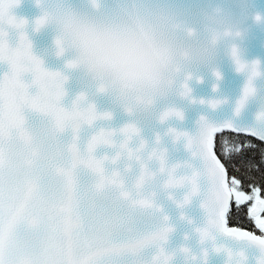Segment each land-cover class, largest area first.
<instances>
[{
	"label": "snow or ice",
	"instance_id": "6c2138e0",
	"mask_svg": "<svg viewBox=\"0 0 264 264\" xmlns=\"http://www.w3.org/2000/svg\"><path fill=\"white\" fill-rule=\"evenodd\" d=\"M20 3L0 0V62L9 65L0 76V264H171L174 254L164 245L174 229L164 214L159 193L166 192L172 199V190L190 185L183 199L175 201L183 208L200 191L201 176L209 183L202 202L208 222L195 229L201 244L211 242L214 252L226 253V264H248L243 247L234 250L226 243H217V235H222L257 248L262 254L260 264H264V235L228 226L233 198L236 205L254 201L248 212L264 233L261 190L254 187L247 195L239 190L237 179L229 183L225 165L214 151L217 133L226 129L241 132L230 122L215 125L201 116L195 135L169 126L163 132L155 131L149 140L129 109L134 119L118 128L100 126L82 137L85 126L94 129L98 121L110 122L113 113L98 110L84 93L75 97L71 107L61 103L68 77L44 67L43 60L33 53L32 42L24 31L27 19L12 12ZM48 19L47 12L38 16L35 30L39 31ZM161 19L167 21L168 17ZM9 28L19 33L14 46L8 39ZM239 35L230 30L214 32L212 43ZM118 55L135 59L132 48ZM230 55L236 70L248 74L236 101L235 112L239 114L256 93L254 80L262 71L258 60H242L235 44ZM73 66L68 62L67 67ZM26 73H31V81H25ZM214 75L221 78L218 70ZM189 79L191 73L178 85V94L195 102ZM32 86L35 92L29 91ZM166 97L165 93L147 101L154 112V124L163 126L172 119L184 118L183 111ZM199 102L215 109L224 101ZM256 121L260 127L243 133L264 140V108L256 114ZM166 137L173 144L183 143L192 157L201 161L202 169L197 170L187 161L171 162ZM101 146L114 149V154L97 155ZM181 168L192 171L178 174ZM150 249L155 251L148 255ZM180 250L191 253L187 246ZM207 257L205 248L203 264Z\"/></svg>",
	"mask_w": 264,
	"mask_h": 264
},
{
	"label": "water",
	"instance_id": "95a60500",
	"mask_svg": "<svg viewBox=\"0 0 264 264\" xmlns=\"http://www.w3.org/2000/svg\"><path fill=\"white\" fill-rule=\"evenodd\" d=\"M71 2L75 6L80 7L82 6L83 0H71ZM107 2L109 0H106ZM159 2L182 12L197 27L201 25V13L203 10H210L212 7L220 5L229 11L234 19L239 21L242 31L234 40L231 37L226 38L218 46L217 55L213 63L221 73V78L217 79L208 65H200L196 69V75L188 80V84L192 89L191 97L195 98V102L192 99L180 97L175 94L170 98V102L183 111L184 118L182 120L172 119L163 126L145 119L141 122L143 136L152 140L155 131L163 132L169 126L175 127L178 130L187 131L190 134H195L199 130L198 122L201 116H203L215 125H223L230 122L242 134L252 136L264 142L258 136L243 133L253 127H260L256 121V114L264 108V19H254V14L257 13L261 17H264V0H244L243 3L242 0H159ZM12 12L17 17L27 19L28 23L24 31L32 42L33 53L43 60L44 67L50 70L62 71L69 77L64 85L66 95L61 101L65 107H71L72 101L83 91L97 105L98 110L112 111L113 119L110 122L98 121L94 129H88L85 126L82 131V137L90 135L92 131L98 130L100 126L118 128L130 119H134V117L129 116L115 105L110 96L97 93L94 85L91 84L89 79L79 69L66 68L65 61L69 58V54H65L63 57H57L54 54V26L48 25L42 27L39 31L35 30L34 21L41 14V10L35 0H21V3L15 6ZM8 32L9 42L14 46L19 39L18 30L9 28ZM229 44H235L238 47L242 60L247 62L258 60L262 71V75L256 77L254 80L256 93L249 97L239 114L235 112L236 101L242 94L248 74L236 70L235 62L227 50ZM8 70L9 65L6 62H0V76ZM198 77L200 79H197ZM24 79L25 81H31V73H26ZM214 85L216 86L215 89ZM29 91L35 92V86H32ZM201 99L205 101L209 99H220L224 102L213 109L207 103H200L199 101ZM165 146L169 149V159L171 162L183 163L187 161L197 170L202 169L201 161L198 158L192 157L183 143L173 144L171 138L166 137ZM114 151L112 148L101 146L97 149L96 154L103 155L107 152L109 155H113ZM191 171V168H181L178 169V174H185V172L190 174ZM199 184L200 191L183 208L178 207L175 201L183 199L190 185L185 184L172 190V199L168 197L166 192L159 193V202L164 209V214L169 217L168 223L174 229L169 234L168 241L164 245L166 251L174 254L171 264H203V250L205 248L208 249L206 264H226L228 259L226 253L214 252L211 247V242L201 244L199 234L195 231L197 227H204L208 222L207 212L202 207V202L209 187L207 178L201 176ZM228 226L248 231L237 226ZM252 233L259 235L254 232ZM217 243H226L233 247L234 250L243 247L248 255V264H255L254 257L259 254V250L254 246L232 241L230 238L222 235H217ZM182 246H187L191 250V253L186 254L182 252L180 250ZM154 251L155 249H150L147 254L151 255Z\"/></svg>",
	"mask_w": 264,
	"mask_h": 264
},
{
	"label": "clouds",
	"instance_id": "9594fccd",
	"mask_svg": "<svg viewBox=\"0 0 264 264\" xmlns=\"http://www.w3.org/2000/svg\"><path fill=\"white\" fill-rule=\"evenodd\" d=\"M37 6L39 16L45 12L49 16L42 27L54 26V54H69L66 68L79 69L97 93L110 96L128 115L131 109L139 122L153 118L147 101L165 93L168 102L174 94L179 96L178 85L188 73L191 78L196 75L198 66L217 70L213 61L218 46L229 37L213 44L214 32L242 31L239 21L220 5L202 11L200 27L159 0H83L80 7L71 0H40ZM257 16L264 19L258 13L254 19ZM162 17H168L167 21ZM231 46H227L229 53ZM126 48L134 50L135 59L118 55ZM70 61L71 68L67 67ZM80 93L92 102L87 93ZM261 257L259 251L255 264H260Z\"/></svg>",
	"mask_w": 264,
	"mask_h": 264
},
{
	"label": "trees",
	"instance_id": "16d2710c",
	"mask_svg": "<svg viewBox=\"0 0 264 264\" xmlns=\"http://www.w3.org/2000/svg\"><path fill=\"white\" fill-rule=\"evenodd\" d=\"M214 151L225 165L229 183L237 179L239 190L251 195L254 187L260 188V194L264 196V142L246 134L224 130L216 134ZM248 222L245 203L236 205L232 200L228 225L258 231L257 228H249Z\"/></svg>",
	"mask_w": 264,
	"mask_h": 264
},
{
	"label": "flooded vegetation",
	"instance_id": "af4514ba",
	"mask_svg": "<svg viewBox=\"0 0 264 264\" xmlns=\"http://www.w3.org/2000/svg\"><path fill=\"white\" fill-rule=\"evenodd\" d=\"M247 194V193H246ZM248 195V194H247ZM262 198H264V196H261ZM248 202V203H247ZM245 203V206H246V211L248 213V219L250 221V223L248 222V224L250 225L249 228H257L258 231L254 232L256 234H259V235H264V233H261V231L259 230V228L256 226L255 224V221L250 217L249 215V212H248V209L251 207L252 203H254V201H246L244 202ZM248 207V208H247ZM264 215V214H262ZM249 231V230H248ZM252 232V231H251Z\"/></svg>",
	"mask_w": 264,
	"mask_h": 264
},
{
	"label": "rangeland",
	"instance_id": "374dc122",
	"mask_svg": "<svg viewBox=\"0 0 264 264\" xmlns=\"http://www.w3.org/2000/svg\"><path fill=\"white\" fill-rule=\"evenodd\" d=\"M246 194V193H245ZM233 200H234V198H233ZM234 202H235V200H234ZM248 208V207H247Z\"/></svg>",
	"mask_w": 264,
	"mask_h": 264
}]
</instances>
